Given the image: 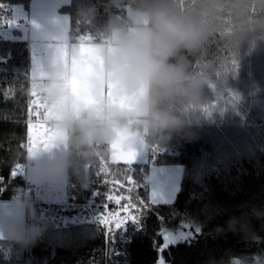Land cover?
<instances>
[{
  "label": "trees",
  "instance_id": "1",
  "mask_svg": "<svg viewBox=\"0 0 264 264\" xmlns=\"http://www.w3.org/2000/svg\"><path fill=\"white\" fill-rule=\"evenodd\" d=\"M0 3L6 5L0 17H8L11 5L28 8L29 0ZM129 10L126 3L112 8L106 0H68L59 7L69 19L71 41H88L86 31L93 41L107 40L110 24L124 23ZM6 27L0 25V201L31 199L32 212L39 218L35 222L44 228L28 247L0 238V264H215L229 255L264 254V221L251 215L253 206L264 211V156L248 152L240 143L241 131L233 129L244 124L264 132V50L233 53L214 44L211 53L224 80L206 87V113L194 135L149 147L145 160L132 163L131 171L109 159L108 174L98 175L99 163L89 187L74 182L66 186L62 203H44L33 196L32 186L17 168L27 159L22 120L34 91L29 40L18 32L17 38L7 36ZM151 165L181 167L171 201H151L145 185ZM129 175L139 187L119 194L131 195L133 202L145 201L146 208L138 222L128 221L106 237L99 216L111 186L104 181H126ZM82 213L86 219L69 222ZM232 217L248 219L256 236L249 239L227 231ZM25 221L31 222L26 216ZM165 234L177 237L167 247Z\"/></svg>",
  "mask_w": 264,
  "mask_h": 264
},
{
  "label": "clouds",
  "instance_id": "2",
  "mask_svg": "<svg viewBox=\"0 0 264 264\" xmlns=\"http://www.w3.org/2000/svg\"><path fill=\"white\" fill-rule=\"evenodd\" d=\"M106 2L112 8L126 3L131 14L124 23L110 24L108 46L98 53L103 73L97 69L84 77L78 95L69 83L70 73L56 62L37 85L36 95L44 105L41 119L58 133L53 143L60 146L32 152L39 157L34 179L42 191L74 182L89 187L101 158L108 161L114 150L137 153L194 135L206 113V87L224 80L212 46L219 43L233 53L264 50V0ZM22 202L31 222L6 217L0 235L28 247L44 225L35 222L39 218L31 211L33 201ZM251 215L264 221V211L255 206ZM227 231L256 236L246 218H230ZM215 264H264V254L229 255Z\"/></svg>",
  "mask_w": 264,
  "mask_h": 264
},
{
  "label": "rangeland",
  "instance_id": "3",
  "mask_svg": "<svg viewBox=\"0 0 264 264\" xmlns=\"http://www.w3.org/2000/svg\"><path fill=\"white\" fill-rule=\"evenodd\" d=\"M53 1L54 0H29L28 6H35V8L31 9V12H28L27 10H23L22 6H19V5L12 6L11 5L10 6L11 13L8 15V19L15 18L17 20V24H14L12 26H9L6 24L7 27H6L5 33L7 34V36L17 38L16 35L18 32V37H20L21 39L29 40L25 32L27 33L29 27L34 26L36 23H40L44 26H50L53 24V28L50 30L49 33L59 34L64 29L65 22L66 23L68 22V27H67V32H66L67 37H68L69 19L65 13L59 11V7L66 4L68 0H64L63 2H60L57 10H49V6H45V5L47 4V2H53ZM15 6L20 8L19 13L13 12V9ZM130 14H131V10H129V16ZM54 16H55V19L53 21L52 18ZM62 16H65L64 19ZM33 21L35 22V24L33 23ZM23 26H25L26 28H23ZM85 38H90L89 31H86ZM31 88L33 89L34 87L31 86ZM233 129L237 131L239 130L241 131V133L239 134L240 138H242V140H240V143L248 152H251L252 154L254 152V154L257 157L264 156V146L262 145L264 143V132L259 131V129H252L251 127H248L244 124L233 127ZM59 147H60L59 145L54 144L48 149H43L42 147V150L55 151ZM145 158H146V150L138 151L133 163H136L141 160L144 161ZM28 160L29 161L31 160L30 171L27 170L26 173L20 172L24 175V177L26 176V179L28 177V174L30 175L31 173H37L39 171L38 157L36 159H33V153H29L27 151V161ZM32 165H35V167H33ZM181 171H182L181 167L177 165H174V166H153L151 165L150 166L149 174H148L149 177L147 178V183H145V185L148 187L149 196L152 202L161 203L165 201H171L173 199L174 194L177 191L178 186H179ZM32 186L34 188L33 196L36 199H40V201L41 199L43 200L47 199L46 201H52L53 203H58V202H62L66 195V191H65L66 187L51 190V191H47V190L42 191L38 183L35 180ZM51 193H53L54 195H52ZM46 201L44 203H46ZM18 204H20V208ZM51 206H54V205H51ZM23 210H24V207L22 203H18L16 201L15 202L0 201V227H2L4 223V219L6 217H12L19 223L23 224L24 217L25 216L29 217L28 209L26 210L25 213L23 212ZM31 211H33V208H31ZM52 211H55V210H52ZM83 213L79 214L80 217H77V219H74L77 221H69V222H74V223L81 222L82 220L86 219L85 216H88V215L84 216ZM0 238H4V237L0 235Z\"/></svg>",
  "mask_w": 264,
  "mask_h": 264
},
{
  "label": "snow or ice",
  "instance_id": "4",
  "mask_svg": "<svg viewBox=\"0 0 264 264\" xmlns=\"http://www.w3.org/2000/svg\"><path fill=\"white\" fill-rule=\"evenodd\" d=\"M6 5L4 3H0V10H4ZM35 24V22L33 21ZM7 24L12 26L17 24V20L15 18L8 19L7 16L0 17V25ZM59 36L56 33H51L46 36L45 43L43 44L40 50V58L39 63L37 64V58L35 53L33 54L34 65L32 68L31 80L32 85L37 78L43 79L44 73L43 68L44 64L50 60L58 59L64 57L66 55L64 47L59 43ZM233 65L235 61H232ZM70 85L75 93L80 95L84 90V83L80 80H73L70 82ZM31 99L29 101V115L32 116V106H35L36 111L34 113L36 117V122L33 123L31 119H29L26 128H27V146L26 149L29 153H32L35 149L40 147H51L54 145L53 141L55 140L58 133L54 132L51 128H49L41 119V112L44 109V105L40 102L37 97L35 91L30 93ZM7 98V94L5 93ZM81 99L87 103L89 102L88 97L81 95ZM44 115H51L49 111H45ZM23 146V145H22ZM135 152H127L123 150H114V154L111 156L110 160L113 164L123 163L124 165L129 166V171H131V165L136 158ZM19 168V165H17ZM15 171L13 175H15ZM99 174H108V164L103 158H101L100 168L98 170ZM104 183L106 185H110V190L105 194V200L103 203V211L99 216L100 223L105 227V235L109 237L113 234L116 229H120L123 225H125L128 221L138 222L139 213L146 208V203L143 200H137L133 202V197L131 195H122L119 194L123 191L131 192L132 187H139L137 182L133 179L131 175L127 177L126 181H121L119 179L108 180L105 179ZM114 204L115 207H110V205ZM165 240L168 239V236L165 234ZM166 246V245H165Z\"/></svg>",
  "mask_w": 264,
  "mask_h": 264
},
{
  "label": "crops",
  "instance_id": "5",
  "mask_svg": "<svg viewBox=\"0 0 264 264\" xmlns=\"http://www.w3.org/2000/svg\"><path fill=\"white\" fill-rule=\"evenodd\" d=\"M64 0H54L53 2H47L45 6H49V10H57L60 2H63ZM35 8V6H28V8H22L23 10H27L28 12H31V9ZM14 13H19L20 8L15 6L13 9ZM57 15V14H56ZM63 19L65 16H62ZM23 18V17H22ZM53 21L55 19V16L52 18ZM67 27H68V22H65V27L60 32L57 34L59 36V43L64 47L66 55L64 57L58 58V59H53L44 64L43 68V79L37 78L35 81V85L32 86L34 87V91L36 92L37 85L41 83L44 78L48 75V68L53 65L56 62H60L63 64L64 68L68 73H70V81L75 80H80L84 83V77H86L88 74L92 73L95 70H99V72L102 74L103 73V59L102 57L98 54L99 51L105 47L108 46V39L104 41H93L89 38L88 41L80 40V41H71L67 37ZM23 28H26L23 26ZM53 28V24L50 26H44L40 23H36L34 26H30L27 33L25 32L27 38L29 39V52H30V68H29V79H30V85H32V80H31V74L30 72L32 71L33 65H34V60H33V54L35 53L36 58H37V64L39 63V58H40V50L45 43V38L47 35H49L50 30ZM26 31V30H25ZM111 93V83H109V95ZM38 156L33 153V159H36ZM39 159V157H38ZM143 161V160H141ZM30 163L31 160H28V166L27 170L30 171ZM34 174L31 173L30 175L28 174L27 180L32 186L34 183ZM31 179V181H30ZM32 186V191L34 194ZM54 195L53 193H51ZM65 198V197H64ZM40 200V199H37ZM47 199H41V202H45ZM18 202L22 203V201L14 200V201H9V202ZM64 201V199H63ZM62 201V202H63ZM58 202V203H62ZM46 203H53L52 201H46ZM17 205V204H16ZM20 208V204H18ZM24 210L23 212H26V208L23 204ZM25 221V217H24Z\"/></svg>",
  "mask_w": 264,
  "mask_h": 264
},
{
  "label": "built area",
  "instance_id": "6",
  "mask_svg": "<svg viewBox=\"0 0 264 264\" xmlns=\"http://www.w3.org/2000/svg\"><path fill=\"white\" fill-rule=\"evenodd\" d=\"M35 111H36V108L34 107V108L32 109L33 115L30 116L29 113H28L27 116L22 120V121H23V124H24V126H25V128H26V125H27L29 119H31V120L33 121V123L36 122V117H35V115H34ZM25 131H26V136H25V140L23 141V145L26 147V146H27V128H26ZM27 166H28V161H27V159H26L25 162H23L22 164L19 165L18 171H19V172H25V173H26V172H27ZM21 174H22V173H21ZM22 175H23V174H22ZM23 176H24V175H23ZM25 177H26V176H25ZM91 202H92L91 199H88L87 203L90 204Z\"/></svg>",
  "mask_w": 264,
  "mask_h": 264
},
{
  "label": "water",
  "instance_id": "7",
  "mask_svg": "<svg viewBox=\"0 0 264 264\" xmlns=\"http://www.w3.org/2000/svg\"><path fill=\"white\" fill-rule=\"evenodd\" d=\"M1 61L2 62H4L5 60L4 59H1ZM36 93V92H35ZM145 182L147 183V178L145 179ZM175 239H177V237H169L167 240H165L164 241V243H163V246L164 247H167V245H168V243L170 242V241H172V240H175ZM166 245V246H165Z\"/></svg>",
  "mask_w": 264,
  "mask_h": 264
},
{
  "label": "bare ground",
  "instance_id": "8",
  "mask_svg": "<svg viewBox=\"0 0 264 264\" xmlns=\"http://www.w3.org/2000/svg\"><path fill=\"white\" fill-rule=\"evenodd\" d=\"M176 237V236H175Z\"/></svg>",
  "mask_w": 264,
  "mask_h": 264
}]
</instances>
